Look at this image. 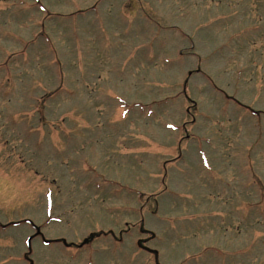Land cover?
Listing matches in <instances>:
<instances>
[{"label":"rangeland","instance_id":"obj_1","mask_svg":"<svg viewBox=\"0 0 264 264\" xmlns=\"http://www.w3.org/2000/svg\"><path fill=\"white\" fill-rule=\"evenodd\" d=\"M0 264H264V0H0Z\"/></svg>","mask_w":264,"mask_h":264}]
</instances>
